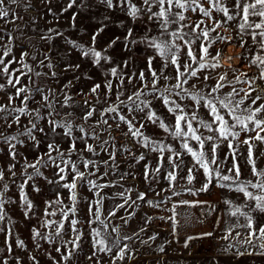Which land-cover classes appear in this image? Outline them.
<instances>
[{
	"label": "snow or ice",
	"instance_id": "1",
	"mask_svg": "<svg viewBox=\"0 0 264 264\" xmlns=\"http://www.w3.org/2000/svg\"><path fill=\"white\" fill-rule=\"evenodd\" d=\"M41 2L56 18L58 14L50 7L52 0ZM100 3L109 10L119 8L133 24L143 20L144 34L138 38L134 35V28L128 27L123 38L115 36L102 50L96 45L104 27L95 30L90 44L66 40L102 73L101 82H93L87 93H77L85 97L81 105L73 103L70 94L72 79L60 88L48 83L58 84L60 76L46 52L38 60L35 52L21 50L17 58L13 49L14 41L19 37L7 31L0 35V99L6 97V102L0 103V120L8 129L13 124L17 127L15 133L0 132V145H3L0 154L7 157L6 162H0V224L6 219L11 223L5 205L17 203L6 197L12 184L19 191V207L25 219L31 218L34 208L25 188L30 186L32 191L39 193L41 189L35 183L37 177L48 184H56L58 189L67 190L69 201L64 203L60 191H57L55 200L45 201L44 217L59 215L60 219L42 220L41 227L51 229V232H41L37 228L31 230L32 250L23 240H15V248L27 253L26 257L13 254L11 241L14 232L9 228L4 246L0 247V264H24L25 259L31 264H40L33 252H43L51 264H64L78 250L82 251L86 234L90 237L91 248V254L86 258L92 264H129L139 255L138 249L132 247L133 243L138 240L140 245L151 248L150 242L159 235L153 232L148 239L141 238V233L147 234V225L153 220L147 213L138 221L137 230L121 235V228L129 226L142 206L141 202L153 209L171 203L167 209L170 215L158 219L170 222L171 235L179 243L178 208L207 206L210 212L215 208L201 200L172 201L173 196L180 194L176 191L178 181L184 182L179 185L181 191L192 196L210 192L213 187L240 194L241 204L224 199L231 211L218 215L215 221L219 227L221 219L227 215L219 237L226 242L221 250L236 260L245 256L264 257V0H115V3L114 0H100ZM11 5L25 9L32 7L23 0H0V20L5 23L15 24L23 19ZM74 5L76 0H70L59 15ZM76 18L74 13L72 28L76 27ZM153 25L159 29V35H149ZM219 29L235 35H224ZM16 30L23 35L19 25ZM55 36H63V32L48 28L40 39L50 43ZM118 42L129 56L114 64L109 50ZM137 44H143L149 53L145 57V67L140 69L135 68L131 55ZM218 45H230L244 51L233 57L226 55V48ZM234 59L243 60L244 66L254 68L255 73L249 75L233 67ZM156 61H159V67H156ZM224 63L228 64L227 69H224ZM105 65L110 67L105 68ZM80 67V63H69L62 71L74 73ZM83 76L93 80L87 73ZM80 79L81 76H74V80ZM88 96L92 100H88ZM185 100L187 104L182 103ZM154 101L166 109L168 116L156 110ZM31 104L37 107H31ZM57 106L60 109L79 107L82 111L77 116L75 111H58ZM203 109L207 110V119L199 115ZM22 118L28 121L23 126ZM149 125L163 130L173 141H179V148L156 138L155 133L148 134ZM116 131L132 141L133 147L145 151L137 155L131 148L119 145L114 134ZM58 136L62 137L63 143L56 140ZM28 141L31 149L38 153L32 161L19 150L27 146ZM222 146L228 152L220 158L218 149ZM124 152L129 154L128 171H120L118 162V154ZM152 153L157 154L155 166L148 159ZM102 154L106 158L101 159ZM189 156L191 159L186 160L185 157ZM142 161L145 162L142 178L148 185L147 191H138L123 183L128 177L136 180L133 169ZM17 165L20 166L19 177ZM43 168H51L55 179L44 176ZM201 177L200 186L195 187ZM161 180L167 183V187L156 191L154 185H159ZM84 186L92 193L91 199L80 197L79 189ZM112 187L122 190L102 194L104 189ZM148 192L157 197L170 192L171 196L150 200L147 199ZM81 199L87 204V220L83 221L88 227L87 233L78 227L82 223L79 219ZM106 199L120 202L110 207L105 215ZM121 211L124 215H118ZM117 218L121 224L112 223ZM189 222L190 216H185V223ZM2 232L5 229L0 227ZM66 235L70 238L64 240ZM210 237H213L211 231L188 235L183 247L187 249L192 241ZM41 240L53 247L43 249ZM53 251L59 259L52 255ZM153 251L162 254L156 264H167L164 245H158Z\"/></svg>",
	"mask_w": 264,
	"mask_h": 264
},
{
	"label": "rangeland",
	"instance_id": "2",
	"mask_svg": "<svg viewBox=\"0 0 264 264\" xmlns=\"http://www.w3.org/2000/svg\"><path fill=\"white\" fill-rule=\"evenodd\" d=\"M70 0H52V4L50 7L53 12L57 13V17L54 18L47 11V7L41 0H23L24 4H31L32 7L25 9L23 6L17 8L15 5H11L10 7L15 9L19 16H21L22 20H17L15 24L5 23L0 20V35H3L4 31L10 32L13 36L19 37V39L14 41L15 47L13 49L14 54L19 57L21 50H27L30 53L35 52L37 59L42 58V53H47L52 60V63L56 65V71L59 73L60 79L59 83L55 84L52 81L48 83L53 84L54 87L60 88L62 87L69 79L73 80V87L70 90V94L73 96L74 105H81L84 96L78 95L77 93L83 92L87 93L89 88L91 87L93 82H101L102 73L100 69L93 67L91 61L87 58H82L79 50L72 48V46L66 43V40L76 41L81 44H90V37L95 32V30L99 27H104L105 30L97 37V49L102 50L106 47L107 43L110 39H113L115 36H120L123 38L126 29L128 27L134 28V35L138 38L144 34L145 24L143 20L137 21L135 24L131 22V20L120 11L119 8H115L114 10H109L104 4L100 3V0H76V5L73 8L69 9L67 12H63L62 15H59L62 9L69 3ZM115 3V0H114ZM83 4V7L80 5ZM76 13V27H71V17ZM219 15V14H216ZM108 17V19H105ZM193 19H196V16L193 15ZM51 21V23H49ZM58 21V22H57ZM19 25L23 29V35L20 31L16 30V26ZM48 28H56L59 31L63 32V36H55L54 39L49 43L48 41H44L40 39V36L46 33ZM153 30L149 33L150 36L159 35V29L154 25L152 26ZM218 31L222 32L224 35H235L234 32L226 33L223 32V29H219ZM31 37V40H29ZM7 40V36H5V41ZM235 43V41H233ZM221 48H226V55L229 56H238L244 49H238L231 47L230 45H218ZM214 51V49H213ZM148 51L145 50L143 44H137L133 46L132 50V59L133 64L136 69L145 67V57L148 55ZM109 55H111L113 63L118 64L122 58H128L129 54L122 50V45L120 42L117 43L114 49L109 50ZM30 63H35L30 61ZM76 64L80 63L81 67L78 71L74 73H65L62 71L65 65L67 64ZM156 67H159V61H156ZM233 67L241 69L249 73V75H253L255 73L254 68H248L244 66L243 60H233ZM17 65H13L16 67ZM110 67V65H105V68ZM228 66H224V69H227ZM42 71H48L47 69H38ZM87 73V75L93 77V80L84 79L83 74ZM81 76L79 81L74 80V76ZM209 83H214V81H210ZM228 91V89H225ZM2 95V94H0ZM37 99L39 97L37 96ZM88 100H92L91 96L87 97ZM6 102V97L0 99V103ZM182 103L187 104L188 101H182ZM154 105L156 110L162 115L168 116L166 109L162 108L159 102L154 101ZM31 107H37L35 104H31ZM58 111H75L76 115L79 116L82 109L79 107L69 108V109H60L57 106ZM207 110L203 109L200 111L199 115L202 119H207L205 116V112ZM169 119H174V117H170ZM79 122V121H77ZM28 121L26 118L21 119V125L27 124ZM43 124L44 122L41 121ZM91 123V121H90ZM8 132L15 133L17 131V127L13 124L11 129H8L2 120H0V132ZM155 133L156 138L163 140V142L170 144L174 148H179V141H173L170 136L163 132V130L155 129V126H148V134ZM116 142L121 146H127L131 148L132 152H135L137 155L140 152L145 151L144 149L139 148L138 146L133 147L132 141L128 138L124 137L121 132L116 131L115 133ZM207 134V133H205ZM39 137L40 134L37 133ZM243 138V137H242ZM22 139H27L26 137H22ZM42 139V137H41ZM56 140L63 143L62 137H56ZM194 143V142H193ZM31 142L28 141L27 146L21 147L19 150L24 153L25 156L28 157L29 161H32L36 158L38 154L36 150L31 149ZM65 147L67 145H64ZM3 147V145H0ZM44 148V145L41 144V149ZM228 152V149L222 146L218 149V154L220 158H223L225 154ZM87 155V154H85ZM101 159L106 157L102 156ZM75 159V157H73ZM148 159L151 161L152 165H156L157 154L152 153L148 156ZM185 159H191V157H185ZM231 158L229 157V160ZM6 155L0 154V162H6ZM118 162L120 165V171H128L127 165L129 164V154L124 152L123 154H118ZM145 162L142 161L139 165H136L133 171L136 172L137 178L136 180H132L131 177H128L123 183L125 186H134L138 191H147L148 185L143 181L142 173H143V164ZM167 166V165H165ZM227 167V165H225ZM81 170L83 168L81 166ZM17 176L20 175V166L17 165ZM31 171V170H29ZM44 176H47L49 179H55L52 175L51 168H43L41 169ZM101 171H104L101 168ZM163 171V169H162ZM183 173H181L182 175ZM94 179V177H91ZM116 179V177H112ZM70 179V177H69ZM201 178H198L195 182V187L200 186ZM20 181L17 180V183ZM32 182H29L31 185ZM36 185L41 189L39 193L32 191L31 187L28 186L25 188V191L28 193L30 200L34 204V208L32 210L31 218L25 219L23 211L19 207V191L16 185H10L9 191L6 194V197L16 201L17 203L6 204V211L8 216L11 217V223L7 221V219L0 224V227L5 229V232L0 233V247H3V241L5 238V234L9 228H11L14 232V236L12 237V243L14 248V255H20L26 257L27 253L22 252L20 249L15 248V240H23L25 244L28 246L29 250H32L34 247V242L31 239V230L33 228H37L41 232H51L52 230H46L41 227V222L43 219H52L59 220L60 216L56 217H44V209H45V201L46 200H55L57 191H60L61 198L64 199V203L68 204L69 201L67 199L68 192L65 189H58L56 184H48L43 178L37 177L35 180ZM183 181H178V187L176 189L177 192H180L179 195L173 196L172 201H180V200H201L207 201L209 205L214 206L215 211H209L208 207H181L178 208L177 211L180 215L177 219L180 221V225L177 229L178 232V240L179 243H176L173 236L171 235L172 229L170 226V222L165 223L158 219L161 216H168L170 212L167 211L168 208L171 207V203L161 205L160 208H149L146 204L141 202V207L137 210L136 216L129 222L128 227L121 228V235H128L131 232L138 229L141 216L144 213H147L149 216L153 217L152 222L147 225L148 232L147 234L141 233L142 239H148V236L153 232L158 233V237L154 242L151 243V248L140 245L137 240L136 243L132 244L134 249H138L139 255L136 259L129 262V264H156L158 260H160V256L158 252H154L153 249H156L158 245H164L166 248V255H164V261L167 264H264V257H242L239 260H236L234 257L230 255H226L222 252L221 246L226 242L219 239L222 234V230L224 229V219H227V215L223 216L221 219L219 227L215 225V221L218 215L226 214L231 211L230 207L225 205L224 199L227 198L232 200L234 204H241L242 198L240 194L228 192L227 190H222L218 187H213L208 193V197L205 198H197L196 196H192L187 191H181L179 185H182ZM156 191H159L161 188L167 187V183L161 180L159 185H154ZM119 187H112L104 189L102 194H111L118 191H121ZM79 195L81 198H92V193L87 190V187H81L79 189ZM133 198H135L136 192L132 193ZM163 196H171L170 192L161 193V197L155 196L153 192H148L147 199L150 200H159ZM119 200L106 199L104 204L105 215L107 214V210L112 207L115 203H119ZM203 213H207L202 215ZM118 215H124L123 211H121ZM185 216H190V222L185 223ZM79 219L82 221L78 227L81 228L85 233L88 232V227L83 221L87 220V204L81 199V203L79 204ZM113 224H121L122 222L117 218L112 221ZM67 227V222H66ZM93 227H99V225H93ZM213 232V237L205 238L203 240H195L190 243V247L185 249L183 247L185 237L188 235H198L202 232ZM235 236V233H233ZM69 236H64V240L69 239ZM166 241H172L170 244H166ZM216 241L214 245L213 242ZM40 244L43 249H49L53 247L49 245L46 241L41 240ZM71 247V245H69ZM82 251H77V253L73 256L70 261L64 262V264H92L91 261L87 260V256L91 254L90 248V237L86 234L83 237L81 244ZM33 255L37 256V259L40 260V264H51V261L47 259V257L43 254V252H33ZM53 256H56L59 259V255L52 252ZM11 264V262H10ZM24 264H31L30 261L24 260ZM163 264V262H161Z\"/></svg>",
	"mask_w": 264,
	"mask_h": 264
},
{
	"label": "trees",
	"instance_id": "3",
	"mask_svg": "<svg viewBox=\"0 0 264 264\" xmlns=\"http://www.w3.org/2000/svg\"><path fill=\"white\" fill-rule=\"evenodd\" d=\"M208 193H200L198 196H196L197 198H205V197H208Z\"/></svg>",
	"mask_w": 264,
	"mask_h": 264
},
{
	"label": "bare ground",
	"instance_id": "4",
	"mask_svg": "<svg viewBox=\"0 0 264 264\" xmlns=\"http://www.w3.org/2000/svg\"><path fill=\"white\" fill-rule=\"evenodd\" d=\"M224 66H228V64L227 63H224Z\"/></svg>",
	"mask_w": 264,
	"mask_h": 264
},
{
	"label": "built area",
	"instance_id": "5",
	"mask_svg": "<svg viewBox=\"0 0 264 264\" xmlns=\"http://www.w3.org/2000/svg\"><path fill=\"white\" fill-rule=\"evenodd\" d=\"M214 243V245L216 244V241L215 242H213Z\"/></svg>",
	"mask_w": 264,
	"mask_h": 264
}]
</instances>
